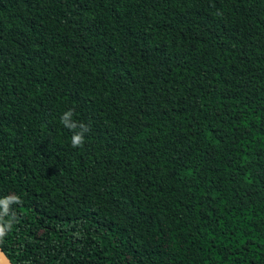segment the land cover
<instances>
[{"label":"trees","instance_id":"1","mask_svg":"<svg viewBox=\"0 0 264 264\" xmlns=\"http://www.w3.org/2000/svg\"><path fill=\"white\" fill-rule=\"evenodd\" d=\"M12 194L13 264H264V0H0Z\"/></svg>","mask_w":264,"mask_h":264},{"label":"clouds","instance_id":"2","mask_svg":"<svg viewBox=\"0 0 264 264\" xmlns=\"http://www.w3.org/2000/svg\"><path fill=\"white\" fill-rule=\"evenodd\" d=\"M73 115V111L69 110L61 118V122L68 128L75 129L77 128L76 123L69 122V118ZM83 129L81 132H77L73 135L71 143L72 147H81L84 143V133L89 131L88 126L84 124L79 125ZM20 197L16 194H12L4 199H0V242L3 241V238L11 230L15 216L13 215L10 219L5 220V217L10 215V206L12 204L20 203Z\"/></svg>","mask_w":264,"mask_h":264},{"label":"water","instance_id":"3","mask_svg":"<svg viewBox=\"0 0 264 264\" xmlns=\"http://www.w3.org/2000/svg\"><path fill=\"white\" fill-rule=\"evenodd\" d=\"M0 264H13L0 248Z\"/></svg>","mask_w":264,"mask_h":264}]
</instances>
